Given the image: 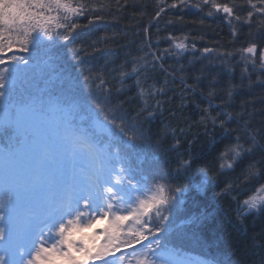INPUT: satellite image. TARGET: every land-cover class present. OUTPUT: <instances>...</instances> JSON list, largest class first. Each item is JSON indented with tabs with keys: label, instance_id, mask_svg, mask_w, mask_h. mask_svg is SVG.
<instances>
[{
	"label": "snow or ice",
	"instance_id": "6c2138e0",
	"mask_svg": "<svg viewBox=\"0 0 264 264\" xmlns=\"http://www.w3.org/2000/svg\"><path fill=\"white\" fill-rule=\"evenodd\" d=\"M129 7L139 6L130 5L129 0H115V8L91 0H0V137L10 134V141L17 144L15 148L0 146V264H113L115 259L124 260L125 253H130L128 264H192L178 259L177 250L170 247L172 209L190 190L206 196L218 189L214 198L235 192L232 199L237 201L238 220L256 213L264 215V125L259 129L250 124L229 128L234 117L225 101L212 102L220 93L233 96L236 64H243L247 79L256 75L264 86V27L257 34L252 31L254 20L264 26V0H245L241 5L234 0H156L149 22L141 29L140 55L130 62V70L127 61L110 69L115 74L111 79L119 87H113L102 69H89L70 99L53 95L47 88L14 99L41 53L51 60L52 51L71 43L79 29L104 22L107 16L115 20V15ZM186 9H196L203 16L186 21ZM139 11L147 14L145 8ZM128 15L139 28L138 13ZM167 16L175 19H165L161 29L160 21ZM207 19L222 20L229 28L232 44L240 36L237 25H246L243 44L220 51L207 45L198 48L196 41L203 37H191L183 31L160 36L169 27L203 25ZM161 41L168 46L161 48ZM108 43L109 37H97L94 43L72 49L71 58L81 61L84 56H95L105 51ZM189 56L188 67L201 60H208L209 65L218 60L227 79L221 83V72L208 76V65L188 74L179 61ZM168 59L178 66H165ZM250 68L258 72H250ZM157 70L165 77L160 87L156 82L147 85L151 76L143 83L138 78ZM177 78L181 107L190 96L199 94L206 106L201 107L194 99L190 102L201 111L200 122L218 128L225 137L204 158L196 185L177 182L183 181L201 158L187 150L179 151L176 130L174 143L166 150L177 154L174 161L154 155L150 162L132 163L135 151L155 135L145 125L162 107L160 97H166L169 80L174 84ZM189 79L193 82L188 83ZM128 80L134 81L139 101L134 115L124 110L127 101L118 100ZM146 95L153 103L144 99ZM179 131L182 134L184 130ZM228 153L232 159L225 164ZM172 163L177 165L175 170ZM237 168L235 179H220ZM206 219L204 213L192 214L185 224L195 230ZM192 235L198 238L197 231ZM101 238L103 243L98 245ZM253 245L264 250V244L253 240ZM195 264L219 262L204 258ZM257 264H264V255Z\"/></svg>",
	"mask_w": 264,
	"mask_h": 264
},
{
	"label": "trees",
	"instance_id": "16d2710c",
	"mask_svg": "<svg viewBox=\"0 0 264 264\" xmlns=\"http://www.w3.org/2000/svg\"><path fill=\"white\" fill-rule=\"evenodd\" d=\"M93 4L105 3L110 4L115 8V0H91ZM123 2V0H121ZM170 3L171 0H168ZM195 2V0H194ZM156 0H129L130 5H138V8L129 7L127 12H121L115 15V20L107 16L104 22H99L88 27L78 30L75 39L65 47L57 46L51 53L52 59L48 55L41 53L30 73V78L21 83L16 92L14 99L21 100L27 92H35L42 89H50L53 95L62 96L70 99L79 91L80 85L83 84V75L88 73L89 69H102L108 73L111 83L114 88L119 87L116 80L111 79L114 73L110 69L117 65L123 64L125 61L130 62L140 55L139 49L142 47V27L149 22L150 16L153 14V5ZM234 3L241 5L245 0H234ZM145 8L147 14L141 15L139 9ZM136 11L139 17L140 27L135 25L137 21H133L128 13ZM186 21L199 20L203 13L196 9H186L183 12ZM165 19H175L174 16H167L161 19L160 27L164 29ZM79 23L87 24L86 20H80ZM240 36L235 44L230 43L231 40L229 28L220 19H207L203 25L198 23H187L183 29L178 27H169L160 32V36H164L167 32L183 31L190 34L191 37H203L202 40L197 39V46L217 47L220 51L232 50L239 48L248 33L246 25H237ZM259 20H254L252 31L254 34L262 28ZM153 39L156 38V29H151ZM109 37L110 43L104 46L105 51L95 56H84L81 61L71 58V50L79 46L94 43L97 37ZM218 42V43H217ZM167 43L161 41L160 47H167ZM90 51V49H89ZM199 55V54H197ZM180 60V64H184L188 74H195L202 67L208 65L205 69L208 76L215 72H221L220 62L217 60L209 65L208 60H201L193 63L188 67V59ZM234 63V61H233ZM178 66L173 59H168L166 65ZM243 64H236L233 73L232 82L236 85L233 89V96L226 97L223 93L213 99L214 104H219L221 99L225 101V106L228 112L232 113L234 119L227 127L235 128L237 124H250L251 127L259 129L264 125V86L257 81V76L252 75L251 80L246 78V74L242 73ZM250 72L257 71L249 69ZM147 76L152 79L147 80V85L150 87L156 82V87H160L164 82L165 77L157 70L156 72L142 73L138 78L143 83ZM242 76L245 78L242 79ZM227 79L225 73L221 72V83ZM193 81L189 79L188 83ZM207 84V77L201 85L203 88ZM180 81L177 78L173 84L169 80L166 97H160L163 101L162 107L157 111V115L150 124H146L145 128L150 129L155 135L151 136V142L142 145L132 155V163L138 166L141 162L151 161L154 155L167 156L174 161L177 154L167 152L166 150L174 143L173 130H176V135L180 139V152L185 150L195 154L201 159L197 161L194 168L187 174L183 181L185 183L196 185L200 182L199 169L204 166V158L209 157L215 144L225 139L221 130L213 128L211 125L205 126L200 122L201 111L191 103L195 100L201 107L206 106V101H203L201 96L189 97V102L186 106L181 107L180 100ZM199 93V90H197ZM116 95V93H114ZM136 88L133 80H128L124 86L123 93L119 94V101H127L124 103V110L134 115L139 101L136 99ZM206 95V93H205ZM144 99L149 103H153L146 95ZM114 102H118L115 101ZM215 114V113H213ZM243 117L241 120L240 117ZM179 129H183L181 134ZM54 132V130H52ZM10 134L0 137V146L5 148L17 147L15 140L9 139ZM211 142V143H210ZM234 142V141H233ZM247 147V145H245ZM232 153H228L225 157V164L231 162ZM2 164V162H0ZM173 170L176 169L175 163L171 164ZM239 172V168L235 173L220 177L222 180L235 179ZM175 174V172H173ZM212 174V173H210ZM264 182V181H262ZM258 186V185H257ZM218 189H213L205 196L200 193L197 196L195 191H189L176 202L172 209L171 219L173 232L170 238V247L178 252V259L191 261L195 264L198 259L212 258L219 264H257L261 255H264V250L254 247L253 240L257 245L264 244V215L256 213L248 216L246 219L238 220L236 216L237 201L232 199V196L224 198H214L215 192ZM243 189L241 188L240 199H244ZM196 201L194 204L193 201ZM204 213L207 219L198 229H190L185 220L192 214ZM167 214V212L165 213ZM101 224L100 227H103ZM132 225H128L131 227ZM193 231H197L198 238H194ZM103 243V239L98 242ZM97 245V246H98ZM125 253V259H115L113 264H128V255Z\"/></svg>",
	"mask_w": 264,
	"mask_h": 264
}]
</instances>
